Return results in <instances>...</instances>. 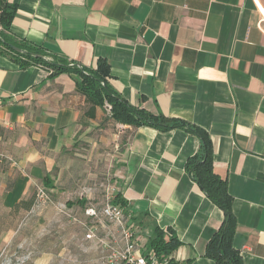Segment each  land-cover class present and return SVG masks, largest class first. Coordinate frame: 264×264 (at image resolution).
<instances>
[{
    "label": "crops",
    "instance_id": "1",
    "mask_svg": "<svg viewBox=\"0 0 264 264\" xmlns=\"http://www.w3.org/2000/svg\"><path fill=\"white\" fill-rule=\"evenodd\" d=\"M3 1L17 5L16 38L90 68L106 59L109 84L131 104L208 131L233 196L234 247L243 264H264V0ZM48 75L0 54V239L2 210L29 209L46 174L51 192L80 183L77 150L103 111L87 117L74 76ZM123 126L116 181L144 222L129 221L142 244L154 227L169 228L182 241L177 264H216L205 250L224 212L185 168L198 138Z\"/></svg>",
    "mask_w": 264,
    "mask_h": 264
},
{
    "label": "rangeland",
    "instance_id": "2",
    "mask_svg": "<svg viewBox=\"0 0 264 264\" xmlns=\"http://www.w3.org/2000/svg\"><path fill=\"white\" fill-rule=\"evenodd\" d=\"M126 136L125 127L103 108L77 150L75 169L81 174L80 183L68 193L51 192L47 200L36 202L34 197L29 209L14 215L2 210L0 264H117L115 259L108 258L111 246L123 244L117 226L103 217L88 218L85 211L89 206L101 211L108 198L113 199L118 192L116 179L122 166ZM7 157V154L1 155L2 162ZM81 197L87 200L84 206L76 204ZM68 201L75 204L70 205ZM61 205L66 206L65 211ZM81 221L96 222L100 236L109 245L106 247L97 239L87 240ZM141 235L135 234L140 244L144 243Z\"/></svg>",
    "mask_w": 264,
    "mask_h": 264
},
{
    "label": "trees",
    "instance_id": "3",
    "mask_svg": "<svg viewBox=\"0 0 264 264\" xmlns=\"http://www.w3.org/2000/svg\"><path fill=\"white\" fill-rule=\"evenodd\" d=\"M17 9L16 4L0 0V54L11 57L21 68L41 66L49 70V78H55L62 73L74 76L77 90L86 96L88 102L85 113L87 117L95 119L97 108H105L108 103L110 117L122 125L134 127L145 125L162 131L183 129L198 138L199 148L187 159L185 168L208 198L224 212L222 224L206 245L205 255L216 264H243L241 253L233 244L238 226L233 212V196L229 191L226 177L214 166V146L208 131L184 119L168 117L162 112L155 114L131 104L109 84L110 64L106 59L99 58L97 67L90 68L69 59L64 54L51 52L42 45L16 38L11 34V26ZM13 46L23 51H17ZM42 185L51 194L49 188L53 187V181L49 174H46ZM112 201L123 209L129 221L143 225L141 217L129 212L128 202L120 192L115 194ZM68 204L75 203L68 201ZM76 204L84 206L87 200L84 197L78 198ZM146 245L161 258H167L168 264H177L172 255L182 245V241L173 230L154 227Z\"/></svg>",
    "mask_w": 264,
    "mask_h": 264
},
{
    "label": "built area",
    "instance_id": "4",
    "mask_svg": "<svg viewBox=\"0 0 264 264\" xmlns=\"http://www.w3.org/2000/svg\"><path fill=\"white\" fill-rule=\"evenodd\" d=\"M105 107L110 111V105L108 103H106ZM47 199H50L49 192L42 184H37L35 201ZM112 200L108 198L101 211H98L93 206L87 207L85 211L88 218L97 220L103 217L107 222L116 225L122 236L123 246H111V252L108 258L115 259L117 264H168L167 258H161L154 250L148 249L145 245L138 242L134 227L129 224V218L123 209L119 205L114 204ZM65 208V205H61V210L65 211ZM81 224L86 229L85 238L87 240L97 239L103 245H109L110 242L100 236V226L96 222L90 224L88 221H81Z\"/></svg>",
    "mask_w": 264,
    "mask_h": 264
},
{
    "label": "water",
    "instance_id": "5",
    "mask_svg": "<svg viewBox=\"0 0 264 264\" xmlns=\"http://www.w3.org/2000/svg\"><path fill=\"white\" fill-rule=\"evenodd\" d=\"M13 48H14L15 50H17V51H20V52L23 51L22 49H20V48H18V47H16V46H13Z\"/></svg>",
    "mask_w": 264,
    "mask_h": 264
}]
</instances>
